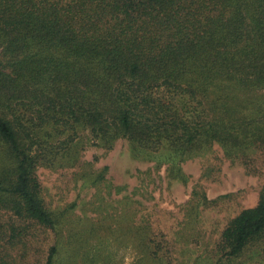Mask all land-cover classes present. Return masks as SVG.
<instances>
[{
  "label": "trees",
  "instance_id": "16d2710c",
  "mask_svg": "<svg viewBox=\"0 0 264 264\" xmlns=\"http://www.w3.org/2000/svg\"><path fill=\"white\" fill-rule=\"evenodd\" d=\"M253 89H264V0H0V264L34 225L56 231L35 170L58 133L73 132L65 147L81 127L180 153L217 142L248 161L264 146ZM238 91L248 99L231 109ZM263 248L264 188L226 225L221 259Z\"/></svg>",
  "mask_w": 264,
  "mask_h": 264
},
{
  "label": "rangeland",
  "instance_id": "374dc122",
  "mask_svg": "<svg viewBox=\"0 0 264 264\" xmlns=\"http://www.w3.org/2000/svg\"><path fill=\"white\" fill-rule=\"evenodd\" d=\"M263 95L264 89L248 92L253 101ZM235 96L231 109L243 108L247 95ZM68 134L52 139V151L47 144L38 148L52 162L35 170L56 231L34 225L26 247L12 251L11 264H44L55 244L56 264L226 263L221 235L258 202L264 146L243 161L239 149L226 151L217 142L180 153L164 143L141 147L120 134L102 140L81 127L65 147ZM258 251L248 249L238 264H264V248Z\"/></svg>",
  "mask_w": 264,
  "mask_h": 264
}]
</instances>
